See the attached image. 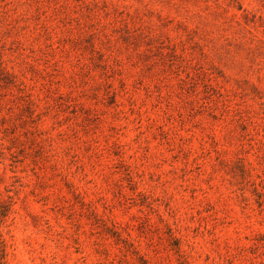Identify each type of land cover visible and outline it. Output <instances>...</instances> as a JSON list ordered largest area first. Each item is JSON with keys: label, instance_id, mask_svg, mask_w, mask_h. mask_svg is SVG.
Segmentation results:
<instances>
[{"label": "rangeland", "instance_id": "1", "mask_svg": "<svg viewBox=\"0 0 264 264\" xmlns=\"http://www.w3.org/2000/svg\"><path fill=\"white\" fill-rule=\"evenodd\" d=\"M0 264H264V0H0Z\"/></svg>", "mask_w": 264, "mask_h": 264}]
</instances>
